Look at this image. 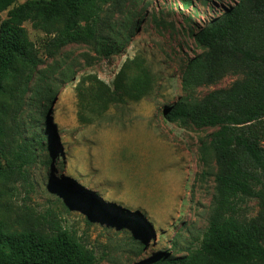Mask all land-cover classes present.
Here are the masks:
<instances>
[{"label": "rangeland", "instance_id": "374dc122", "mask_svg": "<svg viewBox=\"0 0 264 264\" xmlns=\"http://www.w3.org/2000/svg\"><path fill=\"white\" fill-rule=\"evenodd\" d=\"M47 1L0 0V29L4 22L15 23L21 8ZM239 2L195 0L190 6L181 0H104L101 25L120 27L130 36L123 51L108 57L98 56L89 43L69 44L49 57L44 51L48 32L36 18L21 21L42 60L33 80L38 70L57 65L48 103L50 127L29 101L30 91L22 117L44 135L52 132L55 141L50 150L39 151L26 179L16 173L0 175L5 194L0 228L20 232L47 213L93 250L94 264H136L159 252L181 255L194 247L207 225L216 171L203 164L199 147L215 128L168 122L161 110L182 94L184 58L202 51L194 34ZM219 57L228 69L200 87L199 96L227 89L249 71L237 54L221 52ZM123 67L130 76L147 69L149 93L137 101H111L100 111L88 90L98 80L113 89ZM64 69L72 75L61 81L58 72ZM0 101L10 108L8 101ZM23 130L29 137L31 129ZM52 157L51 171L44 161ZM241 207L246 220L261 219L255 199H246Z\"/></svg>", "mask_w": 264, "mask_h": 264}, {"label": "trees", "instance_id": "16d2710c", "mask_svg": "<svg viewBox=\"0 0 264 264\" xmlns=\"http://www.w3.org/2000/svg\"><path fill=\"white\" fill-rule=\"evenodd\" d=\"M181 1L191 6L195 0ZM103 2L48 0L43 5L18 10L15 23H2L0 98L8 101L10 108L5 109L0 101V175L16 173L26 179L27 169L36 162L39 151L50 150L54 146L50 142L55 141L52 132L46 136L22 117L30 91L29 101L45 120V126L50 127L48 103L54 95L57 65L38 70L33 80L42 60L21 21L36 18L39 27L48 32L44 51L49 57L72 43H89L98 56L108 57L123 51L130 36L120 27L101 25ZM194 42L202 51L184 58L182 94L164 105L161 112L168 122L215 128L210 139L202 140L199 147L203 164L208 169L216 167L207 225L197 244L188 247L186 253L159 252L136 264H264V0H240L234 8L209 19L194 34ZM221 52L239 55L249 71L229 88L199 96L200 87L212 83L229 67L219 57ZM58 74L65 81L72 70H60ZM151 87L147 69L130 76L123 67L113 89L98 80L95 89L87 94L102 111L122 97L137 101ZM23 127L31 129L29 137L24 136ZM4 195L0 190V198ZM246 199L258 202L262 211L259 221L243 218L241 203ZM95 262L93 250L47 213L38 214L20 232L0 228V264Z\"/></svg>", "mask_w": 264, "mask_h": 264}, {"label": "water", "instance_id": "95a60500", "mask_svg": "<svg viewBox=\"0 0 264 264\" xmlns=\"http://www.w3.org/2000/svg\"><path fill=\"white\" fill-rule=\"evenodd\" d=\"M53 157L50 159V161H49V167H50V169H51V171H52V169H53Z\"/></svg>", "mask_w": 264, "mask_h": 264}]
</instances>
